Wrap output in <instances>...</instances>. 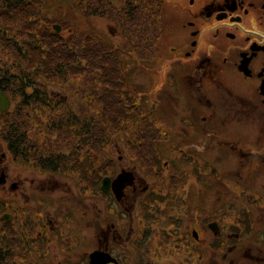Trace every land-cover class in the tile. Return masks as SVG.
Here are the masks:
<instances>
[{"label":"rangeland","instance_id":"1","mask_svg":"<svg viewBox=\"0 0 264 264\" xmlns=\"http://www.w3.org/2000/svg\"><path fill=\"white\" fill-rule=\"evenodd\" d=\"M112 1L117 4L122 3V0ZM139 1L137 3H141L143 6L135 4L138 6L135 9L142 19L141 21L137 19V21L134 20L133 22L137 26L144 24L143 52L142 47L140 48L144 61L140 58V54L137 53L139 49L135 46L134 52L118 30L115 29L114 25L103 19H84L77 7L79 0H46L41 9L42 15L50 22L49 25L55 23L54 25L61 27L60 33L64 37H68L73 31L87 34L94 33L100 37L101 47H104L105 50L116 51L121 61L122 73L126 79V91L130 92L134 101L137 100L138 111L141 110V112H138L139 116L134 115L132 117V122L138 124V129L131 127L121 131L113 130L111 115L104 113V110L107 111L104 102L94 101L91 96L82 97L85 87L91 85V83H88L90 80L89 74L95 71L94 68H84V73H72L68 79L59 76L54 81L38 83L44 86L45 92L51 93L52 99L57 104L56 107H60L63 114L68 115V112L74 113L75 111L80 114L78 110H83L85 113L84 124L90 128H93V122L89 121V119L95 117L98 120V125L94 127L97 129L101 128L103 138L108 140L104 147L101 146L97 150L100 155L99 165L101 166V171L97 168L99 170L97 176L100 179L106 177L109 170V164L105 165L104 163L114 161L117 156L113 151L108 153V146L116 145L124 159L121 167H124V169L135 168L137 174L142 178L145 177L149 182H146V184L151 186L150 191L157 192L164 197L167 195L165 203L155 207L153 210L149 208L147 203H144V207L139 206L144 202V195L142 196L143 198L138 199L136 205L138 208L135 213L137 218L141 217L143 209L144 214L146 213L144 217V238L142 241L136 242V240H139L142 227H135L137 234L134 236L135 240L132 241L134 252L130 249L131 244L118 247L120 253L121 251H126V247H129L128 251L132 260L121 261L123 264H202V260L206 257H204V254L206 253L207 245L212 240V234L207 236L204 232L201 233V237L205 238L201 239L202 246H200V243L198 244L201 249L197 250V257L202 256L204 258L195 259L196 249L194 246L190 249H184L182 245H178L169 236V233L173 232L176 238L180 235V231L183 230L181 234L184 236V232H186L184 227L187 226L194 227L201 232L203 231L201 222L207 223L208 221H215L220 226V230L224 231H228L231 227L241 230L242 226L251 224L254 228L253 236L252 233L245 236L246 244L254 242L259 244L260 246L257 248L263 250L264 258V241H262V239L264 240V169L260 175L257 171L260 161H264V105L260 102L261 115L255 120L245 115L240 122L235 120L228 122L226 125H223L221 121L217 122L214 130L221 131L224 128V131L222 136H216V138L223 140L228 145H240L235 151L231 150L229 146L214 144L212 152L203 155V157L197 156V164L200 169L196 170L191 165L189 168L187 164H183L180 168L182 177L180 183H175L173 177L167 178L166 170L161 164L163 162L162 158L166 156L167 158H177L176 162L180 161V147L189 145V140L191 139L190 136H181L177 130L181 128L179 124L182 127L185 125V128H187L185 114L192 112L193 102L186 90L182 89L181 86L183 84L178 79L180 77L181 81H184L183 76L190 75L187 71L192 61L187 60L183 56L181 59L178 56V53L183 52L187 43V48H189L190 38L188 41H182L177 38H162L161 35L160 38L158 37L160 21L157 7L175 8V2L184 1L187 4L188 0H148L150 3L154 1L148 6L147 1ZM60 23L62 24L60 25ZM8 25L13 28V32H16L17 27L19 29L17 24ZM135 29L138 30L140 27H135ZM161 31L162 28H160ZM137 35L141 40L140 33ZM213 42L210 39L201 41V44L203 48L209 49V43ZM221 42L223 44L226 43L225 41ZM18 44L21 45L20 43ZM26 49V46L23 47V52ZM131 51H133L134 55ZM15 52L20 54L17 49H15ZM15 52L6 49L0 50L1 65L5 69H12L13 72H17L15 69L20 66V61L15 58ZM101 69H96L97 79L103 73V69ZM178 72H181V74H178ZM122 80L124 79L119 80V82ZM224 80L228 84V91L242 94L244 97L248 96L250 92L247 93V91L252 88L251 85L250 87L239 86V81H236L235 76L229 73L224 75ZM123 82L125 83V81ZM206 84L212 96L214 107L216 106L214 112L219 110V116H222L224 113L223 102L225 100L222 98L223 96L228 97V93L225 89L216 87L211 81H207ZM95 85L104 86L98 80H96ZM195 86L197 90V84ZM95 91L98 94L96 97L99 99L103 95V87ZM197 91L201 96V91ZM104 93L108 94L107 92ZM19 98L17 96L11 99L12 103L9 111L12 113L21 109ZM202 105L203 107L201 108L206 109V104ZM194 107H198L195 102ZM36 108L29 109L30 117L26 121L29 125L35 126V130L32 133L33 142H36L39 147L48 150L54 145V140L57 136L51 132V127L46 125L47 114H38L43 107L38 105ZM12 117L15 119V116ZM7 119H9V115L0 114V129H4V124L8 122ZM142 121H144V125L140 124ZM132 122L128 123L129 126L133 125ZM146 122H151L152 125H145ZM176 134L179 140L173 146L168 147L163 155L160 154L157 149L159 142L163 138H167L168 135ZM192 138L199 140V137ZM241 147L244 148V151L240 149ZM148 151L150 153L144 155ZM85 154L86 158L92 155L88 151H85ZM185 156L187 155L185 154ZM25 161L17 159L16 156L14 157L9 151L8 144L0 140V177L4 171L11 180H16L21 174L30 176L31 171L29 169L32 168L30 166L35 163ZM206 164H210L211 168H213L212 174L208 169L202 170V166H206ZM40 166L43 169L48 168L43 162ZM262 166H264V162ZM91 167L96 168L97 166L91 165ZM159 170L162 171V174L159 173ZM197 175H200V178ZM81 183L88 184V182L83 181ZM30 188L31 186L27 185L24 195L18 196L9 190V185L4 190L0 187V218L3 212L14 214L11 221L3 224L1 248L5 252L4 260H12V263L18 262V264H29V262L31 264L37 262V264H81L82 260H67V257L63 259L64 255L62 254H59L60 257L54 259L51 254L46 255L48 249L31 244L36 233L30 232L29 220H34L37 215L32 212L31 207L34 205L27 199ZM186 197L188 198L186 208L189 210L180 214L176 209L182 208ZM32 200L34 199L32 198ZM99 201L104 214L112 217L111 209L113 207L107 205L109 202L101 201V199ZM193 202H196L197 207L192 204ZM54 203L57 205H54V208L61 209L59 206L63 203L60 201L58 194H56ZM110 203H112V200ZM49 207L52 208V205H49ZM114 209L117 213L119 207L114 204ZM37 210L45 211V209ZM260 210L262 211L260 212ZM102 216H104L103 213ZM82 218L84 217L79 218L82 223L86 220L88 221L87 218H84L85 220H82ZM127 223L128 220L126 218L120 220L121 226ZM137 224L139 223L137 222ZM9 230L14 231L12 242L9 238ZM92 231L93 228L91 227L90 233L88 229H85L78 234L82 241L84 236L87 237L84 240L85 247L90 251L98 247L95 245V237ZM254 234H259L260 239L255 238ZM58 236L61 237L62 235L58 234ZM21 239H26L27 242L23 245L25 246L22 252L23 257H17L18 252L13 250L12 245L19 243ZM219 241L216 240V242ZM112 246L110 244V248ZM59 247L58 243V248H54L55 253ZM143 248L144 256H141ZM62 251L70 252V255L75 252V250L69 248L66 250L59 249V252ZM136 254L137 258L135 260L133 255ZM32 256H35L37 260L31 259ZM140 257H144V260H140ZM18 258H22V260ZM261 261L262 263L260 264H264V260Z\"/></svg>","mask_w":264,"mask_h":264},{"label":"flooded vegetation","instance_id":"2","mask_svg":"<svg viewBox=\"0 0 264 264\" xmlns=\"http://www.w3.org/2000/svg\"><path fill=\"white\" fill-rule=\"evenodd\" d=\"M174 5L175 8L166 7L161 10V13L165 14L161 37L177 38L182 41H188L190 38L189 48H187V43L183 52L178 53L181 59L183 56L192 61L187 71L190 75L183 76L184 81H181L180 77L178 79L183 84L182 89L186 90L190 96L193 107L190 114L188 112L185 114L187 128L185 125L182 127L179 124L181 128L177 132L183 137L190 136L191 139L189 145L180 147V161L176 162L177 158L165 156L162 158L161 164L166 170V177H173L175 183H180L182 179L181 166L187 164L189 168L191 165L196 170L200 169L197 164V156L203 157V155L212 152L214 144L229 146L234 151L240 146L228 145L223 140L216 138V136H222L224 131V128L221 131L214 130L218 121L226 125L235 120L242 121L245 115L254 120L261 115L260 102L264 105V0H188L187 4L184 1H179ZM210 39L214 41L209 43L210 48H203L201 41ZM221 41L226 43L223 44ZM226 73L234 75L236 81H239V86L250 87L251 85L252 88L247 91V93L250 92L247 97L228 91V84L224 80ZM207 81H211L216 87L225 89L228 93V97L223 96L222 98L225 99L222 116H219V110L214 112L216 106L214 107L212 96L207 89ZM196 84L197 90L201 91V96L196 90ZM194 102L198 107H194ZM202 104H206V109L201 108ZM214 136L215 138H213ZM192 137H199V140ZM178 140L177 134L163 138L157 146L159 153L163 155L166 149L173 146ZM240 149L244 151L243 147ZM107 151L108 153L113 151L117 156L114 161L104 163L105 165L109 164V170L106 177L102 179L97 176L99 170L101 171L98 152L92 153L93 160L84 161L81 148H77L76 154L61 157L56 168H49L51 161L46 157L42 162L48 168L43 169L40 165H36L37 167L29 169L30 176L21 174L16 180H11L5 171L2 172L0 177L2 190L9 185L11 192L23 196L27 185L31 186L27 199L34 205L31 207L32 212L37 215L34 220H29L30 232L36 233L31 244L48 249L46 255L51 254L56 259L60 257L59 254H62L64 255L63 259L67 257V260H82L81 264H88L94 252L103 251L109 253L111 259L114 260L109 264H123L121 260H132L128 251L129 247H126V251H121V253L118 247L131 244L130 249L134 252L132 241L135 240L134 236L137 234L135 227H142L139 240L136 242H140L144 238L146 213L144 214L143 209L141 217L137 218L135 213L138 208L136 206L138 199L143 198L144 195V202L139 206L144 207V203H147L153 210L165 203L167 195L164 197L157 192L150 191L151 186L146 184L147 179L138 175L135 168L124 169L121 167L124 159L116 145H109ZM176 151L178 152V150ZM75 158L78 159L77 162H73ZM263 162L260 161L257 167L259 175L264 169ZM52 164L54 165V163ZM91 165L97 167L92 168ZM210 168V164L202 166V170L208 169L212 174L213 168ZM102 172L104 173V171ZM159 173L162 174V171L159 170ZM121 175H125L122 182L114 185V181ZM197 177L200 178V175ZM105 178H110L111 182L104 192L102 187ZM81 181L88 182V184H80ZM56 194L63 203L59 206L61 209L54 208ZM99 197L101 201L109 202L107 205L113 207L111 209L112 217L104 214L103 208L100 207ZM188 198L184 199L182 208L176 209L180 214L189 210L186 208ZM111 200L112 203H110ZM1 201L3 200L1 199ZM114 204L119 207L117 213ZM192 204L197 207L196 202ZM49 205H52V208ZM37 209H45V211ZM4 214L10 215L7 222L11 221L14 216L10 212H3L1 215V245L3 224L5 223ZM80 217L87 218L88 221L82 223L79 220ZM84 218L82 220H85ZM124 218L128 220V223L121 226L120 220H124ZM201 223L203 229L201 232L194 227L187 226L184 227L186 229L184 236L181 234L183 230L176 238L173 232H170L169 236L184 249L194 246L196 249L195 259H202L206 256L202 260V264H260L261 260H264L263 250L257 248L260 246L259 244L256 242L246 244L245 236L250 233L253 236L254 228L251 224L242 226L241 230L231 227L228 231H224L220 230V226L215 221ZM91 227L95 245L98 246L92 251L85 247L84 240L87 237L84 236L82 241L78 235L85 229H88L90 233ZM203 232L207 236L212 234V240L207 245L204 257H197V250L200 248L198 244L200 243L202 246L201 239L205 238L201 237ZM58 234L62 236L60 237ZM254 236L260 239L259 234H254ZM216 240L220 241L216 242ZM262 241L264 240L262 239ZM58 243L59 249L69 248L75 252L70 255V252H59L58 249L55 253L54 248H58ZM110 244L113 245L112 248H110ZM133 256L136 260L137 254ZM141 256H144V248ZM179 256L181 257L180 254ZM31 259L37 260L35 256H32ZM140 260H144V257H140ZM3 262L4 260H0V263ZM29 264L31 263L29 262Z\"/></svg>","mask_w":264,"mask_h":264},{"label":"trees","instance_id":"3","mask_svg":"<svg viewBox=\"0 0 264 264\" xmlns=\"http://www.w3.org/2000/svg\"><path fill=\"white\" fill-rule=\"evenodd\" d=\"M137 1L140 2L139 0H122V3L117 4L112 0H79L77 7L84 19H103L114 25L133 51L135 46L139 49L137 53L144 61L140 51L141 47L142 52L144 50L142 41L144 24L137 26L133 22L142 19L136 11L138 6L135 4L143 5ZM145 1H147V6L154 3V1L151 3L148 0ZM45 3L46 0H0V24L3 23L0 25V50L6 49L15 52L17 49L20 53H14L15 58L20 61V66L15 69L17 72L5 69L0 60V91L6 93L11 99L20 97L18 100L21 107L14 113L0 111L2 115H9L8 122L5 121L4 129H0V140L8 144L9 151L17 159L35 163L30 167H37L36 165H40L42 160L47 157L51 161L49 168H56L61 157L76 154L77 148L83 150L84 161L93 160L92 155L86 158L85 151L90 154L96 153L101 146H105L104 144L108 140L103 138L101 128L94 127L98 125V120L95 117L89 119L93 122V128H90L84 124L85 113L83 110H78L80 114L77 111L68 112V115L63 114L60 107H56L57 104L52 99L51 93L45 92L44 86L39 85V82H51L59 76L68 79L72 73H84V68H94L95 71L89 74L88 83L91 85L85 87L82 97L91 96L94 101L104 102L107 110H104V113L111 115L113 130L121 131L131 127L138 129V124L132 122V117L139 116L138 112L141 110L138 111L137 100L134 101L130 92L126 91V79L122 73L121 61L116 51L105 50L104 47H101V39L94 33L73 31L68 37H64L61 33L58 34L53 28L55 23L49 25L50 22L41 13ZM157 9L160 21L158 37L160 38L162 32H160V28L164 27L165 14L161 13L164 8L157 7ZM8 24H17L19 29L17 27L16 32H13V28ZM135 27H140V29L137 30ZM138 33L141 35V40ZM25 46L27 49L23 52ZM106 47L108 46L106 45ZM133 51H131L132 54ZM100 68L103 69V73L97 79L96 69ZM121 79L124 80L119 82ZM96 80L105 87L95 85ZM100 87H103V95L98 99L95 90H100ZM38 105L43 107L38 114H47L46 125L51 127V132L57 136L54 145L48 150L33 142L32 133L35 126L29 125L26 121L30 117L29 109L36 108ZM11 114H14L12 116H15V119ZM129 122H132L133 125L129 126ZM140 124L144 125V121ZM145 125L149 126L152 123L146 122ZM146 153H150V151L145 152L144 155ZM77 160L75 158L73 162H77ZM9 233L12 242L14 231L9 230ZM26 242V239H21L19 243L12 245L13 250L18 252L17 257H23L22 252L25 247L23 245ZM4 257L5 252L0 244V260H4ZM18 259L22 260V258ZM11 261L4 260L0 264H18V262L12 263Z\"/></svg>","mask_w":264,"mask_h":264},{"label":"water","instance_id":"4","mask_svg":"<svg viewBox=\"0 0 264 264\" xmlns=\"http://www.w3.org/2000/svg\"><path fill=\"white\" fill-rule=\"evenodd\" d=\"M55 29L57 33H60L61 28L59 26H56ZM10 105H11L10 98L4 92H0V111L3 112L8 111ZM124 177L125 175H121L116 181H114V185L119 183ZM110 182H111L110 178H105L103 180L102 191L105 192L108 189ZM3 218L5 221H8L10 219V215L4 214ZM110 262H114V260L111 259L109 253L103 251H96L91 255V260L88 264H109Z\"/></svg>","mask_w":264,"mask_h":264}]
</instances>
